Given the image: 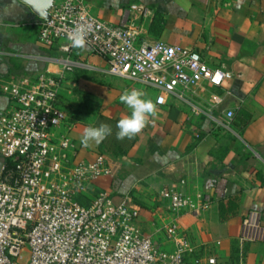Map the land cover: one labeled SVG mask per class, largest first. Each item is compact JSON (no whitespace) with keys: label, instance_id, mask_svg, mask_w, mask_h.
<instances>
[{"label":"crops","instance_id":"obj_1","mask_svg":"<svg viewBox=\"0 0 264 264\" xmlns=\"http://www.w3.org/2000/svg\"><path fill=\"white\" fill-rule=\"evenodd\" d=\"M133 2L151 9L144 38L196 50L233 76L220 86L202 83L183 97L167 94L141 133L117 140L118 120L130 115L119 100L124 90L141 89L154 103L157 91L109 74L106 58L87 45L66 53L41 44L32 9L21 0H0V111L11 105L4 81L45 71L62 76L59 99L75 122V160L102 153L111 169L85 195L132 196L141 209L137 227L170 249L159 229L165 215L159 190L207 193L208 209L199 215L184 211L178 219L194 255L212 252L228 263L241 256L243 264H264V0H85L93 15L112 23ZM66 59L77 65L66 70ZM227 110L234 115L224 123ZM101 122L112 126V135L84 147V129ZM251 211L256 225L247 228L243 220Z\"/></svg>","mask_w":264,"mask_h":264},{"label":"built area","instance_id":"obj_2","mask_svg":"<svg viewBox=\"0 0 264 264\" xmlns=\"http://www.w3.org/2000/svg\"><path fill=\"white\" fill-rule=\"evenodd\" d=\"M150 15L149 7L133 2L112 23L93 15L85 0H54L48 17L37 21L38 41L70 53V35L83 28L86 45L106 58L108 73L155 89L158 105L167 94L183 97L202 83L220 86L233 76L196 50L144 38ZM76 65L65 60L66 70ZM62 81L45 71L1 85L11 105L0 111V264H231L212 252L194 255L196 247L179 224L182 212L208 209L207 193L159 190L165 213L159 229L170 249L137 227L141 209L132 196L115 200L99 191L88 204L77 200L111 169L102 153L75 160V122L60 104ZM233 115L225 111L224 123ZM256 214L244 218V227L256 225ZM236 264H243L241 256Z\"/></svg>","mask_w":264,"mask_h":264},{"label":"clouds","instance_id":"obj_3","mask_svg":"<svg viewBox=\"0 0 264 264\" xmlns=\"http://www.w3.org/2000/svg\"><path fill=\"white\" fill-rule=\"evenodd\" d=\"M72 47L83 49L86 47V31L78 27L70 35ZM119 100L129 110L130 115L120 118L116 124V139H131L142 132L149 124L150 118L157 114V105L141 89L124 90ZM112 126L107 123H100L98 126H88L84 129L81 143L88 147L90 142L100 143L112 135Z\"/></svg>","mask_w":264,"mask_h":264},{"label":"water","instance_id":"obj_4","mask_svg":"<svg viewBox=\"0 0 264 264\" xmlns=\"http://www.w3.org/2000/svg\"><path fill=\"white\" fill-rule=\"evenodd\" d=\"M26 3L38 18H47L54 0H21Z\"/></svg>","mask_w":264,"mask_h":264},{"label":"trees","instance_id":"obj_5","mask_svg":"<svg viewBox=\"0 0 264 264\" xmlns=\"http://www.w3.org/2000/svg\"><path fill=\"white\" fill-rule=\"evenodd\" d=\"M38 20H39V18H38ZM48 47H50V46H48ZM77 200H78L80 203H82V204H88V203L90 202V198H89L87 195H85V194L79 195V196L77 197ZM220 214H221V217H222V216H223V215H222V205H221Z\"/></svg>","mask_w":264,"mask_h":264},{"label":"rangeland","instance_id":"obj_6","mask_svg":"<svg viewBox=\"0 0 264 264\" xmlns=\"http://www.w3.org/2000/svg\"><path fill=\"white\" fill-rule=\"evenodd\" d=\"M234 259H237V258H234ZM229 262H231V264H236L237 263V261L235 260H233V262L232 261H229ZM236 262V263H235Z\"/></svg>","mask_w":264,"mask_h":264}]
</instances>
